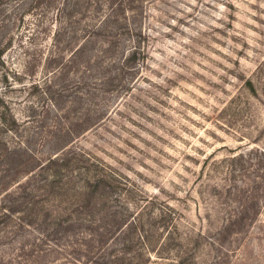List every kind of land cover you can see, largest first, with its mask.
I'll return each instance as SVG.
<instances>
[{"label":"rangeland","instance_id":"rangeland-1","mask_svg":"<svg viewBox=\"0 0 264 264\" xmlns=\"http://www.w3.org/2000/svg\"><path fill=\"white\" fill-rule=\"evenodd\" d=\"M1 2L0 264H264V0ZM63 145L101 180L43 221L31 159Z\"/></svg>","mask_w":264,"mask_h":264},{"label":"trees","instance_id":"trees-1","mask_svg":"<svg viewBox=\"0 0 264 264\" xmlns=\"http://www.w3.org/2000/svg\"><path fill=\"white\" fill-rule=\"evenodd\" d=\"M0 0V3H2ZM34 1V5L33 6H38L39 3L42 2V0H33ZM79 1L81 0H75V5H73L72 9L75 7H78L79 5ZM88 1V5L90 4L89 0ZM32 6V7H33ZM87 8L83 11L81 9L75 10V14H76V18L78 17H86L85 18V23L87 22L86 20L89 19V17L85 16L87 14ZM68 19H64V23H67V27L66 29H68L70 32V38L73 39L75 37H73V35L77 34L78 31H75V23L77 24V22L73 21L74 16L71 13H68ZM60 21V20H59ZM58 22L59 27L61 26V24ZM78 21V20H76ZM92 21V20H91ZM79 23V22H78ZM90 24V23H87ZM92 30H96L97 28L94 25H90ZM94 26V27H93ZM80 48V46L78 45L77 47H75L74 49V53L78 51V49ZM73 53V54H74ZM139 55V53L136 52H132L131 55L128 57L129 59H135L137 56ZM127 59V62L128 60ZM248 85L250 86V83L248 82ZM53 108H55V110H59L57 107L52 106ZM14 114L11 112L8 102L5 101L4 98L1 97L0 95V130L2 134H6L7 132H11L14 131V129H16L17 127V120L15 119V117H13ZM15 137V136H14ZM12 141V139H10ZM14 141V140H13ZM22 142L19 144H14V145H10L7 141L6 138H0V165L1 163L6 164L5 160L12 155V153H14V151L18 150L21 148ZM11 146V147H10ZM16 146V147H15ZM70 149H68L67 145H63L62 148L61 147H56V148H48L46 149V151H40L39 154H35V159H30L35 161L36 163L38 162L37 167H35L34 169H30V170H35V171H31L33 172L32 175H36L37 173H39V175H41L43 178L41 186L39 187L41 192H43L44 196H47L44 198V205H42V199L38 200V197L36 195L30 197L28 200L23 201L20 205L21 206H32V207H38L40 205H42L38 210L39 216H41L43 214V221L50 217L49 214H51V212L49 211L48 208L43 209V206H48L51 207V203L52 205H55L56 203H60V204H70L72 203L73 205H79L77 204L78 202H80V200H88L90 199L91 196H89L87 198H82L81 195V190L86 191L87 189H90V187L95 188L97 186H99V182H100V176H95V174L93 175V170L91 169L90 166H84L82 167V169L78 170L79 171V177H81V183L80 185L77 184L76 179L77 178H73L72 177V173L75 170L72 166H71V170L68 171V168H70V164L71 161L74 160L72 159V156L74 155L71 151L69 152ZM262 155L264 156V151L262 152ZM7 163L10 162V160L7 159L6 161ZM79 169V168H78ZM99 170V169H98ZM31 175V176H32ZM34 181V180H33ZM10 185L13 186V190L11 192H5L3 195V199H6V197H10V196H14L17 197L18 195H20L24 190V187L26 185L27 182H23L20 183V181L18 180H13L10 181ZM93 185V186H92ZM19 198V197H18ZM35 211L32 212H27L29 219H20L19 221H21L22 223H20L21 225H28L31 226L32 223L35 222L36 219V215L34 213ZM53 213H56L57 211H52ZM44 238H47L46 236Z\"/></svg>","mask_w":264,"mask_h":264}]
</instances>
